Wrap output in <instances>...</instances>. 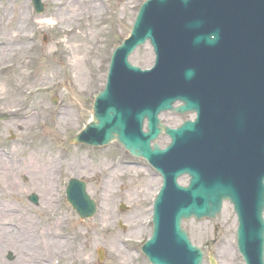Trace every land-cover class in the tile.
Masks as SVG:
<instances>
[{
    "label": "water",
    "instance_id": "obj_1",
    "mask_svg": "<svg viewBox=\"0 0 264 264\" xmlns=\"http://www.w3.org/2000/svg\"><path fill=\"white\" fill-rule=\"evenodd\" d=\"M34 3L41 12V0ZM147 40L156 66L142 72L128 57ZM178 101L183 105L174 108ZM166 111L193 112L197 119L171 130L158 119ZM162 132L172 139L164 151L151 147ZM112 141L164 178L154 234L143 247L151 264H203L182 222L215 219L224 200L238 215V247L247 264H264V0H149L131 38L114 53L93 122L73 140ZM183 175L191 178L188 188L178 185ZM85 188L72 180L67 191L83 220L96 213Z\"/></svg>",
    "mask_w": 264,
    "mask_h": 264
},
{
    "label": "rangeland",
    "instance_id": "obj_2",
    "mask_svg": "<svg viewBox=\"0 0 264 264\" xmlns=\"http://www.w3.org/2000/svg\"><path fill=\"white\" fill-rule=\"evenodd\" d=\"M55 1L43 0L45 11L38 15L31 0H0V20L7 10L11 27L27 37L31 48L13 57L9 68L0 73V112L11 115L0 121V158L8 167L19 168L14 185L1 179L0 209L6 211H0V219L8 224L7 216H14L12 223L33 224L32 231L60 219L57 229L74 239L67 244V257L65 253L56 256L58 250L48 253L55 264H149L141 249L152 235L153 203L162 179L117 143L92 148L68 142L91 121L112 53L129 36L146 0H94L97 6L90 9L91 17L77 6L73 14H62ZM129 61L150 69L155 62L152 48L149 44L138 48ZM160 118L175 128L193 115L165 113ZM158 143L164 147L169 139L162 136ZM39 163L51 169L53 187L47 200L41 193L44 181L35 171ZM125 167L132 172L127 173ZM71 178L87 183L98 206L94 218L81 221L67 203L65 191ZM181 183L187 185V180ZM33 194L37 204L29 200ZM122 204L129 209L121 211ZM183 228L202 249L204 264H212L211 259L214 264H244L236 246L237 219L230 204L224 205L215 220L192 219ZM98 250L103 251L101 262ZM17 259V252L5 248L0 264H17Z\"/></svg>",
    "mask_w": 264,
    "mask_h": 264
},
{
    "label": "bare ground",
    "instance_id": "obj_3",
    "mask_svg": "<svg viewBox=\"0 0 264 264\" xmlns=\"http://www.w3.org/2000/svg\"><path fill=\"white\" fill-rule=\"evenodd\" d=\"M93 1L94 0H56L55 5L62 14H73L76 10L75 6H77L79 9H82L87 17H91L90 9L94 11L95 6H97ZM3 22H6V24H2ZM1 24L0 73L8 69L13 57L16 59V57L27 54L30 50L27 37L23 36L18 29L11 27L13 26V21L11 22L7 18V10H4L1 15L0 25ZM15 110L16 112H20L17 108ZM15 163L16 161H12V164ZM7 165L9 164L0 158V183L1 179H3L14 185L18 181L17 177H19V168L12 165L8 167ZM32 169L34 171V164H32ZM35 171H37L38 178H41L44 181L42 185L44 188L41 189V193L45 200H47L49 199L53 187L51 180L52 177L50 175L51 169L44 164L39 163V165H36ZM126 172L131 173L132 170L126 168ZM9 194L16 195L14 192H10ZM0 211L5 214L6 209H0ZM105 212H107L105 214L107 215V208H105ZM12 217L14 216H7L6 222H8V224L0 219V263L5 248L6 250L8 248L17 252V264H55L54 260L49 258L48 253L57 250L58 252H56V256L60 257L65 253V256L67 257V244L72 242L74 236H64L61 234L59 229H57L58 226H61L59 225V222L61 221L60 219H56L55 222L50 223V226L47 224L45 225V228L37 227L35 231H32L33 224L26 223L15 225L12 223ZM34 236L36 237V241L33 240ZM29 247H32L33 250ZM40 252L41 254L44 253L41 256H38V253Z\"/></svg>",
    "mask_w": 264,
    "mask_h": 264
},
{
    "label": "clouds",
    "instance_id": "obj_4",
    "mask_svg": "<svg viewBox=\"0 0 264 264\" xmlns=\"http://www.w3.org/2000/svg\"><path fill=\"white\" fill-rule=\"evenodd\" d=\"M184 2L185 3H187V0H184ZM192 74V72H191V70L189 71V75H191Z\"/></svg>",
    "mask_w": 264,
    "mask_h": 264
}]
</instances>
